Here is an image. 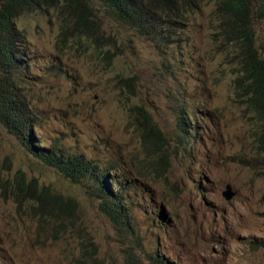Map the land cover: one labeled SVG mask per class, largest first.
Returning a JSON list of instances; mask_svg holds the SVG:
<instances>
[{"label": "rangeland", "instance_id": "1", "mask_svg": "<svg viewBox=\"0 0 264 264\" xmlns=\"http://www.w3.org/2000/svg\"><path fill=\"white\" fill-rule=\"evenodd\" d=\"M213 9L204 1L170 43L105 9L98 42L84 30L97 33L91 19L77 26L53 9L17 18L25 55L12 85L34 144L110 166L128 213L112 219L99 182L64 176L0 121V264H264L262 121ZM252 23L264 57V19ZM181 113L202 144L177 133Z\"/></svg>", "mask_w": 264, "mask_h": 264}, {"label": "trees", "instance_id": "2", "mask_svg": "<svg viewBox=\"0 0 264 264\" xmlns=\"http://www.w3.org/2000/svg\"><path fill=\"white\" fill-rule=\"evenodd\" d=\"M204 1L206 0H0L1 123L10 133L15 134L33 155L56 167L64 176L75 182H81L83 179H90L96 185L99 182L101 185H97V189L103 193L101 208L114 220L125 217L128 213L126 203L123 202V198L118 200V196L113 194L111 184L108 183L109 178L113 179L108 174L110 166L101 168L99 164L95 165L86 158L84 160L71 156L57 146L33 147L32 113L23 105L12 85L11 77L14 71L22 67L21 55H25L24 49L20 52L14 48L13 38L18 35L17 18L25 13L53 9L64 13L66 18L77 26L87 25L91 19L97 23L95 25L97 33L93 34L92 26L84 30L86 35L94 37L98 42L100 37L102 40L106 37L107 29L102 23L104 16L101 13V10L105 9L118 23L135 29L140 35L170 43L179 37L182 31L185 32L187 23L192 19V13L196 12ZM210 1L214 4L213 13L219 22L224 40L229 45H236L241 49L242 72L248 102L263 122L259 147L264 153V57L255 46V29L252 23V18L264 19V0ZM110 36L114 37L112 34ZM19 41V46L23 47L21 40ZM115 42V37L109 41V49ZM109 49L106 54L113 55ZM123 78L121 77L120 81H123ZM155 264L169 263L157 258Z\"/></svg>", "mask_w": 264, "mask_h": 264}, {"label": "clouds", "instance_id": "3", "mask_svg": "<svg viewBox=\"0 0 264 264\" xmlns=\"http://www.w3.org/2000/svg\"><path fill=\"white\" fill-rule=\"evenodd\" d=\"M182 33H184V31H182L181 33H180V35H182ZM179 35V36H180ZM178 38V37H177ZM177 38H175V39H177ZM175 39H173V40H175ZM173 40H171V41H173ZM170 41V42H171ZM236 46V45H235ZM236 49L239 51V53H240V55H241V49H240V47H238V46H236ZM241 66H242V58H241ZM244 89H245V93H246V88H245V85H244ZM249 103V102H248ZM249 106L253 109V111H254V113H255V115L257 116V113H256V111L254 110V108L249 104ZM258 117V116H257ZM263 123V122H262ZM180 125H181V128H180V130L179 131H177V133H179V134H181L183 137H185L186 138V140H189V141H191L192 143H194V142H199L197 139H195V138H190L189 137V135H196L197 133H198V129L197 128H193L192 126V122H191V119L190 118H188V117H186L185 115H184V113H181V116H180ZM262 131V130H261ZM178 141H183L182 139H180V138H178ZM258 141H259V139H258ZM35 142V141H34ZM34 142H32V145H33V147L34 148H39V147H45L46 146V144H45V142H44V140H41L40 141V143H43V145L42 146H39V147H37L35 144H34ZM200 143V142H199ZM200 144H202V143H200ZM193 145V144H192ZM190 146V145H189ZM203 146V145H202ZM48 147H55V146H52V145H48L46 148H48ZM58 147V146H57ZM82 159H84L85 160V158H82ZM95 165L97 164V163H95L93 160H91ZM110 177H112L111 175H110ZM106 177H105V175H104V179H105ZM87 180H90V179H87ZM113 183H114V186L116 185V189H119L120 190V185L118 184V183H115V181H114V177H113ZM90 181H92V180H90ZM111 181V180H110ZM94 183V182H93ZM95 184V183H94ZM109 184H110V182H109ZM228 186H230V187H228ZM111 188H112V186H111ZM113 191V190H112ZM117 192H118V190H117ZM119 193V192H118ZM235 193H236V191L234 190V188H233V186L231 185V184H227L226 185V189L223 191V196L226 198V199H228V200H230V199H232L233 197H234V195H235ZM115 196H117V195H115ZM123 197L120 195V198L118 197V200L120 201L121 199H122ZM161 260H163L165 263H168L167 261H165L164 259H161ZM155 261L157 262V258H155ZM170 264V263H169Z\"/></svg>", "mask_w": 264, "mask_h": 264}, {"label": "bare ground", "instance_id": "4", "mask_svg": "<svg viewBox=\"0 0 264 264\" xmlns=\"http://www.w3.org/2000/svg\"><path fill=\"white\" fill-rule=\"evenodd\" d=\"M145 116H147V113L145 114Z\"/></svg>", "mask_w": 264, "mask_h": 264}, {"label": "water", "instance_id": "5", "mask_svg": "<svg viewBox=\"0 0 264 264\" xmlns=\"http://www.w3.org/2000/svg\"><path fill=\"white\" fill-rule=\"evenodd\" d=\"M228 187H230V186H228Z\"/></svg>", "mask_w": 264, "mask_h": 264}]
</instances>
